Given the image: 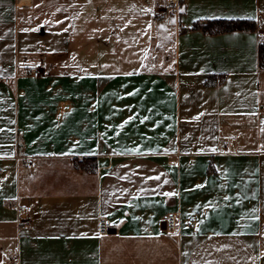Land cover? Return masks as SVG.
<instances>
[{"label":"crops","instance_id":"crops-1","mask_svg":"<svg viewBox=\"0 0 264 264\" xmlns=\"http://www.w3.org/2000/svg\"><path fill=\"white\" fill-rule=\"evenodd\" d=\"M40 1L0 0V264H264V0Z\"/></svg>","mask_w":264,"mask_h":264},{"label":"trees","instance_id":"trees-1","mask_svg":"<svg viewBox=\"0 0 264 264\" xmlns=\"http://www.w3.org/2000/svg\"><path fill=\"white\" fill-rule=\"evenodd\" d=\"M194 31H201L207 35H219L223 33L250 31L256 32L258 30V23L256 20L245 19H217V20H204L196 22L192 27ZM258 63L260 70L264 71V41L258 47ZM213 78L209 77L206 80V85H212ZM95 159L89 158L84 162H77V166L82 168H93Z\"/></svg>","mask_w":264,"mask_h":264},{"label":"rangeland","instance_id":"rangeland-1","mask_svg":"<svg viewBox=\"0 0 264 264\" xmlns=\"http://www.w3.org/2000/svg\"><path fill=\"white\" fill-rule=\"evenodd\" d=\"M40 2H41L40 3L41 5H43V6L45 5L47 7H49V5H53V4H55V5H59L60 4L62 7L64 5V8L68 7V9H69L68 3H65V2H61V3L59 2V4L56 1L54 2V1H45V0H42ZM102 2L103 1L100 0V4ZM115 4H116V1H112V5L111 6L113 7V5H115ZM127 4H128L127 5V8H134V6L131 5L130 3H127ZM165 5L166 6H164L163 8L158 9V15L155 17V18H157V20H155L154 23H157L159 21H170L173 18L172 16L174 14V9H171V8L167 7L168 5H167V1L166 0H165ZM96 7L97 6H95V9H96ZM99 7H101V6L99 5ZM73 8H74V6H73ZM101 8H103V7H101ZM166 12L168 13V15L167 16H164V13H166ZM95 15H96V13H95ZM111 20H112V18H111ZM49 25H51V24H49ZM25 26H27V25H24L23 28ZM143 26H147V23L146 22L145 23L143 22ZM76 28H77V26H75V29ZM152 31L154 32L153 34H152ZM152 31L150 30V34H149L150 38L153 37L156 40H159V38H160V36H159V34H160V28H159V26L158 27H155V28L152 27ZM120 35L123 36V34L119 33V31H118L116 35L109 36V33L107 31H105V33H99L98 35L95 34L94 37L97 36L101 40V43H99V46L100 47L103 46V44H106V43L109 44L111 47H113L114 44H115V42H117V40H119ZM85 40H87V39H85ZM125 40L128 43L129 42L135 43V42H141L142 41V38H141V34H138V33L129 34V33H127V34H125Z\"/></svg>","mask_w":264,"mask_h":264},{"label":"built area","instance_id":"built-area-1","mask_svg":"<svg viewBox=\"0 0 264 264\" xmlns=\"http://www.w3.org/2000/svg\"><path fill=\"white\" fill-rule=\"evenodd\" d=\"M167 1V7L171 9H177L179 7V1L178 0H166ZM168 13H164V16H167ZM157 20V18H156ZM30 75L33 77H39L40 72L36 66H32L30 68ZM6 83H9V80H5ZM235 139H232V142H234ZM26 207H21L18 210L19 214H25L26 213ZM165 223H166V230L170 234L175 233L176 235L180 234V212H174L170 213L165 217ZM111 229L110 222L104 217L100 216L98 220V232L100 235H108Z\"/></svg>","mask_w":264,"mask_h":264},{"label":"snow or ice","instance_id":"snow-or-ice-1","mask_svg":"<svg viewBox=\"0 0 264 264\" xmlns=\"http://www.w3.org/2000/svg\"><path fill=\"white\" fill-rule=\"evenodd\" d=\"M180 11L181 12H183V11H185V9L183 8V7H181L180 8ZM213 18H215V17H213ZM234 17H229V19H233ZM170 23H176V21L175 20H170L169 21ZM149 27H151L150 25H149ZM161 27H163V26H161ZM25 31H28V29H25ZM65 31H67V29H65ZM105 67H107V66H105ZM134 73H132V72H129V73H126V75H133ZM135 93H130L129 95H134ZM134 119H136V116L135 115H133V116H130L129 118H128V120H126V121H124V124H127V123H129L130 121H132V120H134ZM146 119H148V117H143V118H141V120H140V122L141 123H143L144 122V120H146ZM121 128L123 127V125H121L120 126ZM130 151H132V152H135V153H137V154H139V149L137 148V149H132V150H130ZM212 151H215V149H212ZM148 179H155V180H160V176L159 175H157V176H155V177H149ZM165 183H167V181H165ZM198 187H201V186H198ZM176 193H174V192H165V193H163V195H165V196H173V195H175ZM224 199L227 201V200H229L230 199V197H227V196H225L224 197ZM204 207L205 208H209V207H215V205L212 203V202H209L207 205H204ZM259 210L258 209H253L252 210V213L250 214V215H252V218L253 219H256V220H258L259 219V217L258 216H256L255 215V213H257ZM171 235H175V233H172Z\"/></svg>","mask_w":264,"mask_h":264}]
</instances>
